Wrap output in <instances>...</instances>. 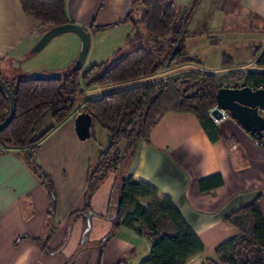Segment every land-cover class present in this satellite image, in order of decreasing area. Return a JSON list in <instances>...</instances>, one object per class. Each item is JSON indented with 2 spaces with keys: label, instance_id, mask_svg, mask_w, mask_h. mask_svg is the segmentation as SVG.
I'll list each match as a JSON object with an SVG mask.
<instances>
[{
  "label": "crops",
  "instance_id": "obj_1",
  "mask_svg": "<svg viewBox=\"0 0 264 264\" xmlns=\"http://www.w3.org/2000/svg\"><path fill=\"white\" fill-rule=\"evenodd\" d=\"M166 1L181 10L188 9L192 2ZM0 3L8 6V0ZM140 10V0H65L68 21L89 34L84 69L130 51L127 41L134 31L129 16L134 17ZM10 13L4 15L7 23L13 16ZM21 13L22 19L28 17ZM28 23L33 30H40L34 22ZM188 32L185 50L196 61L191 64L197 72L218 76L264 72L255 59L264 51V0H201ZM8 33L13 41L14 33ZM43 33L40 30L36 41ZM31 35L22 36L8 49L6 43L0 44V77L5 81L40 73L24 66L26 53L14 56L22 44L29 41L31 45ZM79 52L80 41L76 38L68 66H73ZM12 59L18 68L10 67ZM57 59L55 56L54 62ZM226 60L231 64L228 68L224 66ZM178 68L185 70L187 66L180 64ZM59 70L54 66L44 74ZM170 70L106 88L91 87L86 92L96 99L112 90L164 80ZM82 105L81 100L64 122L50 126L54 128L40 142L36 154V164L54 185L53 213L48 193L21 151L10 149L0 154V264H141L149 255L150 241L128 228L114 227L123 178L148 183L156 189L159 200L172 201L203 246V253L187 264L217 260L216 250L239 236L238 229L225 219L256 200L264 220V150L258 142L231 118L216 125L221 137L211 142L193 114L172 111L157 117L149 143H140L132 157L104 178L86 210V179L97 168L107 138L100 143L95 140L92 120L90 137L78 139L74 120ZM125 149L126 143L120 152L123 154ZM214 175L221 176L223 185L201 192L198 182ZM151 202L142 200L140 204L148 206ZM84 235L86 242L82 244Z\"/></svg>",
  "mask_w": 264,
  "mask_h": 264
},
{
  "label": "trees",
  "instance_id": "obj_2",
  "mask_svg": "<svg viewBox=\"0 0 264 264\" xmlns=\"http://www.w3.org/2000/svg\"><path fill=\"white\" fill-rule=\"evenodd\" d=\"M200 1L192 0L188 9L181 10L166 0H140V22L145 33L138 32L128 38L130 51L119 52L108 62L87 69L82 67L46 81L28 80L25 76L11 82L2 79L15 97L16 112L9 126L0 132V154L10 149L21 151L26 164L48 193L52 213L56 207L54 185L36 164V154L40 142L54 126L75 112L78 101L83 103L80 112L88 113L107 133V147L99 156L97 168L86 179L87 210L90 197L104 178L132 157L140 143H149L158 116L169 111L191 113L199 120L210 141L216 142L221 137L220 131L210 119L209 111L215 106V95L224 83L240 81L241 87L264 88V72H233L224 76L197 73L112 90L96 99L85 95V89L91 87L106 88L137 81L174 65L195 63L186 53L185 40ZM19 5L26 16L41 26L52 29L71 23L66 17L65 0H19ZM255 59L256 66L264 69V51ZM230 65V61H224L226 68ZM179 84L185 93L177 89ZM188 94L192 96L185 98ZM8 115L9 103L0 91V124ZM47 115L52 117L54 126L33 138ZM121 141L126 143L123 154L119 149ZM222 185L220 175L198 182L201 192ZM142 200L152 202L143 206ZM115 214L116 230L125 227L150 241L149 255L141 264H187L191 258L203 253L202 244L172 201L169 198L159 200L156 189L148 183L123 178ZM225 220L238 229L239 236L220 246L216 250L217 260L208 259L206 264H264V220L259 201Z\"/></svg>",
  "mask_w": 264,
  "mask_h": 264
},
{
  "label": "water",
  "instance_id": "obj_3",
  "mask_svg": "<svg viewBox=\"0 0 264 264\" xmlns=\"http://www.w3.org/2000/svg\"><path fill=\"white\" fill-rule=\"evenodd\" d=\"M62 33H73L80 39V52L72 69H69L67 72L81 69L84 66L89 50V34L84 28L73 23L50 29L49 32H46V34L36 42L33 48L27 53V56L34 55L44 48L50 41L51 36ZM65 73H31L27 76V79L46 81ZM0 91L4 94L9 103V115L0 124V132H2L14 119L16 102L14 95L1 77ZM182 93H185L184 89ZM191 96L192 94H188L185 98H190ZM222 112H227L232 120L247 131L256 141H259L264 133V116L262 115L264 113V88L252 89L248 86L241 88L221 87L215 95V107L211 111V115L215 120H221ZM91 123L92 118L86 112H80L76 116L74 126L79 140L84 141L90 137ZM88 230L89 224L85 230V234ZM85 242L86 238L84 235L82 244H85Z\"/></svg>",
  "mask_w": 264,
  "mask_h": 264
},
{
  "label": "rangeland",
  "instance_id": "obj_4",
  "mask_svg": "<svg viewBox=\"0 0 264 264\" xmlns=\"http://www.w3.org/2000/svg\"><path fill=\"white\" fill-rule=\"evenodd\" d=\"M15 10H17L18 13H16ZM6 12L9 15H11L10 12L13 13V16H11V22L10 20L8 21V23L5 22L4 15ZM15 15H18L19 17H15ZM22 16L23 15L21 13L19 0H8V6L6 7L1 6V3H0V44L6 43L7 45L6 47L8 49L11 46H14L15 43H17L18 39H20L22 36L31 33L32 34L31 35L32 37L30 36L32 40L31 45L29 41L22 44L15 50V54H14V56L16 55L20 56L21 54L26 53L25 56H23L24 66L31 68L33 71L40 72L41 74L47 73L49 69H51L54 66L60 67V70L58 72H61V73H65L69 69H72L73 66H68V63L71 59L72 50L74 49V47H76V38H78V36H76L73 33H62V34H58L55 36H51L50 41L48 42V44L44 46V48H42L39 52H37L34 55L27 56V53L33 48L34 44L37 42L36 39L40 37L39 36L40 30H42L44 32L43 35H45V33L49 32L50 29L48 27L39 25V23H37L32 18L27 17L26 19H22L24 18ZM140 19H141V10L138 13H136L134 17L133 15L131 17V22H132L133 31H134L132 37H134V35L138 32L140 34L145 33V28L141 24ZM28 22H32V23L34 22L33 24H37L38 28L40 27V30H37V31L33 30L32 26ZM9 30H11L14 33V35H12L15 37L13 38V41L9 39V36H10V34L8 33ZM78 40L80 41L79 38ZM55 56H57L58 59L57 61L54 62ZM10 61L11 59H9L6 62V65H9ZM13 61L14 59H12V62ZM12 62L10 64V67H12L13 69L18 68L14 62L12 66ZM184 65L187 66V69L185 70H183L182 68L181 69L178 68V65L172 66L171 70L168 72V75L164 80L165 81L175 80L177 78H183L185 76H189L191 74L194 75L197 73L202 74L200 72H197L195 69H193V68H196L194 67L193 64L184 63ZM44 71H47V72H44ZM11 72H12V69H11ZM224 84L225 85H228V84L241 85L242 83L240 81H230V82L226 81ZM176 87L177 89H179V91L183 90L184 88L180 86V84L177 85ZM86 90L87 89H85V95L89 96ZM77 103H79V101ZM52 124H53V119L50 115H47L46 117H44V119L41 121V123L37 127L36 133L34 134L33 138H36L39 134L43 133ZM93 133H94L95 140L99 143L103 142L105 138H107V133L97 123L93 124ZM106 147H107V141H106L105 149ZM124 147H125V142L121 141L120 150H123Z\"/></svg>",
  "mask_w": 264,
  "mask_h": 264
},
{
  "label": "built area",
  "instance_id": "obj_5",
  "mask_svg": "<svg viewBox=\"0 0 264 264\" xmlns=\"http://www.w3.org/2000/svg\"><path fill=\"white\" fill-rule=\"evenodd\" d=\"M230 88H241V86L230 87ZM213 108L209 111V117L215 123V125H219L220 123H222V122L227 121L228 119H230V116H229V114L227 112H222V118H221V120H215L212 117V115H211V111L213 110ZM257 142H258L259 146L264 150V133L262 134L261 139L259 141H257ZM0 150H2L1 147H0Z\"/></svg>",
  "mask_w": 264,
  "mask_h": 264
},
{
  "label": "flooded vegetation",
  "instance_id": "obj_6",
  "mask_svg": "<svg viewBox=\"0 0 264 264\" xmlns=\"http://www.w3.org/2000/svg\"><path fill=\"white\" fill-rule=\"evenodd\" d=\"M193 90V89H192ZM193 93H195V90H193Z\"/></svg>",
  "mask_w": 264,
  "mask_h": 264
}]
</instances>
